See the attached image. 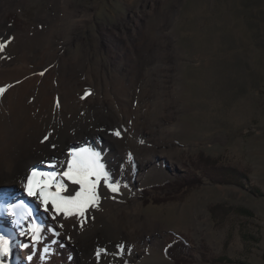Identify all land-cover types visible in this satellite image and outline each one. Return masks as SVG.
I'll use <instances>...</instances> for the list:
<instances>
[{
	"label": "bare ground",
	"instance_id": "bare-ground-1",
	"mask_svg": "<svg viewBox=\"0 0 264 264\" xmlns=\"http://www.w3.org/2000/svg\"><path fill=\"white\" fill-rule=\"evenodd\" d=\"M29 1L0 0V43L5 44L0 51V88L6 89L0 95V194L26 189V177L39 165L42 172L62 174L72 154L81 150L99 154V163L118 191L101 181L98 206L90 207L83 217L66 218L51 206L45 211L34 197L38 223L28 218L13 224L10 217H2L13 239L0 261L12 264L21 240L29 264H168L160 242L150 245V226L155 223L144 218L138 201L126 203L130 194L137 196V188L167 174L162 163L150 166L152 159L172 152L166 143L155 145L153 137L162 134L168 143L177 142L189 131L178 119L186 112V89L180 81L183 59L170 47L166 21L145 25V35L139 38L137 22L131 32L124 30L126 42L110 46V56L121 67L108 72L106 65L94 64L87 56L67 55L74 31L91 18L90 13L73 11L69 0H48L62 14H40L38 19L47 21L31 29L25 41L13 34L1 17ZM151 11L145 13H155L156 8ZM213 39L220 46L230 36L218 32ZM141 48L149 51L146 56L136 53ZM154 50L162 53L156 57ZM227 62L226 69L221 66L224 73L232 69L230 57ZM116 130L120 136L113 134ZM173 149L174 153L180 150ZM141 167L148 170L136 179ZM64 183L67 191L62 195H74L80 189L66 179ZM37 228L40 239L34 241ZM118 245L123 246L122 253ZM97 249L107 254L98 260Z\"/></svg>",
	"mask_w": 264,
	"mask_h": 264
},
{
	"label": "rangeland",
	"instance_id": "rangeland-1",
	"mask_svg": "<svg viewBox=\"0 0 264 264\" xmlns=\"http://www.w3.org/2000/svg\"><path fill=\"white\" fill-rule=\"evenodd\" d=\"M69 1L73 11L91 15L74 31L69 58L87 56L114 72L121 64L110 56V46L126 42L121 33L137 22L139 38L145 25L161 19L170 47L182 55L180 81L187 98L178 119L189 131L177 142L153 137L155 145L166 143L172 152L150 166L162 163L167 174L137 188V196L130 194L126 202L138 201L144 218L155 223L150 245L160 242L168 264H264V0ZM152 8L156 12L147 15ZM46 13L62 14L48 0H30L1 22L25 41L47 21L38 19ZM218 32L228 33L229 41L217 46ZM161 53L153 51L156 57ZM229 57L232 69L224 73L221 66L226 69ZM174 147L180 150L174 153ZM146 170L137 169L135 178ZM22 250L12 264H29Z\"/></svg>",
	"mask_w": 264,
	"mask_h": 264
},
{
	"label": "snow or ice",
	"instance_id": "snow-or-ice-1",
	"mask_svg": "<svg viewBox=\"0 0 264 264\" xmlns=\"http://www.w3.org/2000/svg\"><path fill=\"white\" fill-rule=\"evenodd\" d=\"M4 48L5 44L0 43V51H3ZM5 91V88H0V95H3ZM88 94L85 93V95ZM57 107H59V102H57ZM113 134L116 136L121 135L119 130H116ZM65 179L72 184L79 185V191H76L74 195H62L67 191V186L64 183ZM101 181L111 191H118V186L110 180L103 165L99 163V154L81 150L72 154V159L68 162L67 169L62 174L42 172L33 168L30 175L26 177L25 188L27 194L36 197L45 211H49V206H51L55 213H63L66 218L72 214L83 217L90 207L95 208L98 206L100 197L97 188ZM28 215H31V211L28 212ZM38 233L39 229L37 228L34 230L32 237L34 241L40 239ZM117 247L120 248L122 253L123 246L118 245ZM45 251L47 252V249ZM6 253L7 241L3 236H0V256ZM102 254H107L105 249L96 250L98 260Z\"/></svg>",
	"mask_w": 264,
	"mask_h": 264
},
{
	"label": "water",
	"instance_id": "water-1",
	"mask_svg": "<svg viewBox=\"0 0 264 264\" xmlns=\"http://www.w3.org/2000/svg\"><path fill=\"white\" fill-rule=\"evenodd\" d=\"M0 264H3L2 262H0Z\"/></svg>",
	"mask_w": 264,
	"mask_h": 264
}]
</instances>
